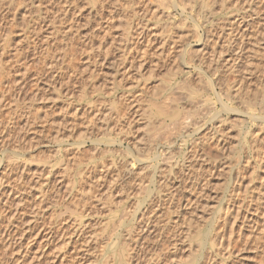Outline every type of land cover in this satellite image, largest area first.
<instances>
[{
    "label": "rangeland",
    "instance_id": "obj_1",
    "mask_svg": "<svg viewBox=\"0 0 264 264\" xmlns=\"http://www.w3.org/2000/svg\"><path fill=\"white\" fill-rule=\"evenodd\" d=\"M229 1H226L225 11L217 12L220 0H0V45L6 34H10L6 48L2 51L0 46V64L4 67V72L0 70L3 80L2 84L0 83L2 85H0V179L2 180L4 173L7 176L11 173H7V169L4 171V168L16 161L20 168L17 169L16 174L12 175L13 177L11 176L12 180L9 182L12 183L13 178L19 181L21 175H25V179L37 175L43 177L41 180L49 178L48 194L45 196L46 200L42 209L38 211L41 213L36 214V217L32 214L36 212L35 207L26 205L27 209L21 211L25 215L23 213L16 215L19 221L17 218L11 219L14 217L11 214L13 212L7 208L5 198V206L0 202L4 208L0 206V210L3 209L4 212L0 211V232L7 229L9 234L2 239L0 235V264H36L38 248L45 243L44 238L49 234L53 236V241L51 240L50 245H47L50 248H48L49 255L40 264H51L52 256L60 250L59 246L56 247L57 240H60L61 235L69 238L70 233H75L74 228L77 223L75 222V225L73 223L78 214H83V218L85 217L82 224L87 222L91 225L99 222L97 235H100L96 238L97 245H94L96 247H90L83 261L75 259L73 251L75 237H73L71 244L74 243V246L70 244L63 251L65 254L63 264H82V262L93 264L94 261H97V264H111L112 258L118 257L120 246L123 245L125 248L127 243H131L130 245L134 247L137 236L143 230L141 223L147 217L172 224V228L166 234L170 237L177 234L175 230L181 226L174 223L175 215L183 212L181 209L184 205L194 203V201L190 202L191 200L196 201V198L199 201L204 200L205 191H208V199H211L210 201H213L215 205L217 203V209H224L226 203L234 199L242 200L244 205H247L249 201L254 203L258 194L264 192V157L262 156L264 150H261L264 147V117H262L264 111L261 112L262 108L260 104H257L254 106L256 112L253 113V108H248L244 102L242 104L239 97H232L235 90L240 88L241 92L247 90V94L249 91H255L253 88L257 87V84L260 85L256 90L264 86L262 68L258 67L261 69V74L258 73L257 67L252 68L260 62L259 60H263L260 59L263 51L259 50L260 58L257 55L258 58L254 56V59L251 54L254 51V46L251 45L254 40L262 38L261 44H264L263 26L255 23L258 20V14L260 15L258 5L261 0L259 2L258 0H247V2L231 0L230 4ZM201 4H204V7ZM205 4L209 6L205 7ZM255 4L258 9L253 11ZM247 9L249 11L252 9V13L257 15L254 16ZM249 15L253 16L250 18ZM239 19L249 22V27H246L248 30L246 33L251 34L249 36L254 35V31L250 29L253 21L252 27L260 32L257 35L258 32L255 31L257 37L249 38L248 36L247 38L245 35L247 39H244L243 43L249 41L248 45L243 44L241 40L236 45L232 41V37L237 35ZM107 25H111L110 31H107ZM52 29L54 33L51 35ZM126 29L129 30L126 31ZM139 32L149 38L147 39L144 35H141V38L138 36ZM158 38L160 43H156ZM138 39H140L139 44H135ZM163 40L165 41L162 42ZM159 44L163 45L159 47ZM249 48L253 51L249 52ZM242 55L245 57L248 55L246 58L251 57L248 62H254L253 65L252 62L250 64L252 67H248L249 64L246 66L245 58L242 57L243 59L240 60ZM203 56L208 61L206 65L204 64V68V65L197 66V72L195 62ZM226 57L229 61L234 60L231 67L241 62L236 72L233 69L228 70V67L227 72L224 68L222 58ZM55 60H57L55 65L51 66L50 64ZM216 61L220 62L221 66L218 62L215 63ZM214 65H217V68ZM213 67L216 70H213ZM252 69H256L258 75ZM195 72L201 74V77L198 74L195 75ZM185 74L188 76L186 77ZM184 77L190 79V83L186 84L188 79ZM217 78L222 79L220 80L222 83ZM225 82L228 84L226 85ZM249 82L252 85L248 84ZM20 84L21 88L18 86ZM247 85H250L249 88ZM224 86L226 89L233 87L229 96L226 95L228 98L225 97V88L220 89ZM250 87L251 90H249ZM191 91L197 94L194 95ZM249 93L247 96L254 94ZM216 95L220 97L222 95L220 101L216 100L218 99ZM56 97H58L57 101L54 100ZM158 108L163 109L165 115L170 112H180L179 115L184 118L190 113L191 121L184 129L179 130L173 128L167 120L165 126L155 130L156 119L151 117V111ZM46 114L49 115L46 117ZM235 118L236 121L242 119L243 124L239 120L236 122ZM259 118L263 121H259ZM47 122L52 125H48ZM240 129L251 134L243 133L239 138ZM243 138L247 143L240 144ZM251 142L254 143L251 145ZM205 145L209 148L207 149ZM247 146L253 147L246 148ZM202 147H205L204 151L200 152L203 150ZM228 147H234L236 150L228 149ZM249 149H255V153L260 152V155H256L253 153L254 150L251 152ZM232 155L233 158L238 156V159L233 160L237 162L232 161ZM228 156L231 161L227 158ZM257 162L263 164L259 165ZM126 164L127 167L124 168ZM23 166L25 168L21 169ZM112 167H117L119 172ZM130 167L137 170V175L132 178H128L126 172ZM105 168L108 171L107 174ZM20 170L21 173H26L21 174ZM102 173L106 176V180L102 182L104 183L100 189L102 193L97 191L101 193V196L104 194L99 203L96 199L90 198L83 205L78 204L81 198L79 196L83 192L90 191V186L85 182L86 176L90 174V178H93L94 175L96 177ZM191 181L194 185L196 184L194 188L192 183L191 188L189 187ZM207 181L209 184H206L205 189L202 186ZM166 182L171 184L169 185L171 189L167 188ZM238 183L242 184V189ZM261 183L263 187H260ZM90 184L93 186L92 183ZM110 186L115 188L113 187V194L107 198L105 192L107 188L110 189ZM237 187L240 189L236 193H240L239 198L238 195L231 194L232 190V192L239 190ZM190 192L193 196L189 194ZM199 193L204 196H200ZM227 197L230 201H226ZM262 199L261 206H264V197ZM177 201L181 206L180 210L179 206L176 208ZM171 202L175 204V207ZM167 210H170L171 215L167 216L169 213ZM124 214L127 216L123 217ZM213 216L215 219L212 218ZM122 217L123 221H121ZM216 218L218 213L215 212L210 217L209 230L211 228L213 230H210V235L216 229L214 227ZM28 219H32L33 231L30 238L26 234L22 236L20 232L26 221H30ZM20 220L24 221L23 227H20ZM9 221L11 224H8ZM3 223L8 225L9 230ZM137 227H141V230ZM57 236L58 239H56ZM127 236L129 238H126ZM121 240L125 244H121ZM248 243L237 244L238 255H235L233 262L229 261L230 264H264V241ZM129 247L127 248L133 249ZM127 248L125 250L129 252ZM167 251L171 252L172 249ZM129 253L131 254V251ZM137 259H135L136 264L140 263ZM215 259L220 264H226L224 260L220 262L221 258L216 253ZM171 260L173 264L174 261L176 264H181L179 255L167 262ZM133 262L130 264H135ZM56 263L59 264V261Z\"/></svg>",
    "mask_w": 264,
    "mask_h": 264
},
{
    "label": "bare ground",
    "instance_id": "obj_2",
    "mask_svg": "<svg viewBox=\"0 0 264 264\" xmlns=\"http://www.w3.org/2000/svg\"><path fill=\"white\" fill-rule=\"evenodd\" d=\"M179 1V0H178ZM211 1V0H210ZM227 1V0H226ZM225 0H220V4H219V6H217V12H218V10L220 11V12H222L224 9L226 10V5H227V2H226ZM231 1V0H230ZM230 1L228 2L229 4H230ZM236 1H238V0H236ZM240 1V0H239ZM246 2H247V0H246ZM257 2H259V0L257 1ZM211 3V2H210ZM213 1H212V5H213ZM253 3V2H252ZM33 4V3H32ZM246 4H248V3H246ZM245 4V5H246ZM179 5H181V4H179ZM178 5V6H179ZM211 5V4H210ZM250 5H252L251 4V1H250V4H249V6ZM257 5H258V3H257ZM256 4L254 5V8H253V11H254V9H258V8H256V6H257ZM260 5V6H259ZM259 5H258V7H259V11L260 12H258V13H260V15L258 14V17H257V22H255V23H257V24H260V26L262 25L263 27V29H262V32H264V0H261L260 2H259ZM37 6V5H36ZM176 6V5H175ZM201 6H203L204 7V4H201ZM200 6V7H201ZM207 6H209L208 4H205V7H207ZM248 6V5H247ZM245 7L244 6V8H248V7ZM211 7V6H210ZM251 7V6H250ZM249 7V8H250ZM261 7V8H260ZM209 8V7H208ZM210 9V8H209ZM211 9H212V7H211ZM224 10V11H225ZM248 10V9H247ZM252 10V9H251ZM250 10V11H251ZM249 11V10H248ZM248 11H246V12H248ZM249 11V12H250ZM256 12L258 11V10H255ZM66 12V11H65ZM214 12V11H213ZM255 12V13H256ZM250 13H252V11L250 12ZM111 14V13H110ZM172 14V13H171ZM213 14V13H212ZM214 14H215V12H214ZM252 14H254V12L252 13ZM68 15V14H67ZM257 15V14H256ZM255 14H254V16H256ZM64 16V15H63ZM250 16V15H249ZM253 16V15H252ZM252 16H250V18L252 17ZM239 17V16H238ZM244 17V16H243ZM246 18V17H245ZM242 19V18H241ZM241 19H239L238 21V25H237V35H235V36H233L232 37V41L234 42V44L236 45V43L238 44L239 42H240V40H241V42L243 43V40L244 39H247L248 38V36L249 35H251V34H248V33H246V27H249L248 25H249V22L248 23H246V22H244V21H242ZM247 20H250V19H247ZM246 20V21H247ZM255 21H256V18H255ZM120 22H121V20H120ZM251 22V21H250ZM254 22V21H253ZM252 22V23H253ZM43 23V22H42ZM252 23L250 24V29L252 30V31H254V35H252V36H249V38L250 37H257L255 34L258 32V31H256V28H254V27H252ZM254 24V23H253ZM112 25V24H111ZM110 25V26H111ZM108 26V25H107ZM110 26H108V30L107 31H110L111 30V27ZM255 26H259V25H255ZM41 27V26H40ZM49 27V26H48ZM46 28V27H45ZM253 28V29H252ZM35 29V28H34ZM249 29V28H248ZM129 29H126V31H128ZM180 30H182V29H180ZM261 30V29H260ZM32 31V30H31ZM34 31V30H33ZM248 31V30H247ZM252 31H251V33H252ZM255 31H256V33H255ZM52 33H54L53 32V29L51 30V35H52ZM129 33V32H128ZM140 33V32H139ZM259 33L260 32H258L257 33V35H259ZM125 34V33H124ZM130 34V33H129ZM253 34V33H252ZM120 35H122V34H120ZM127 35V34H126ZM141 35H142V33H140V35H138V36H140L141 37ZM144 35V34H143ZM142 35V36H143ZM245 35L247 36V38L245 37ZM8 36H10V34L9 33H7L6 34V36H5V38H4V40H3V43L0 45L1 46V50L3 51L5 48H6V44H7V42H8ZM123 36V35H122ZM125 36V35H124ZM145 36V35H144ZM147 36V35H146ZM145 36V37H146ZM154 36H156V35H154ZM161 36V35H160ZM131 37H132V35H131ZM159 37V36H158ZM142 38V37H141ZM144 38V37H143ZM147 38V37H146ZM149 38V37H148ZM147 38V39H148ZM147 39H145L144 38V40H147ZM153 39H154V37H153ZM159 39V38H158ZM157 39V40H158ZM252 39H254V38H252ZM258 39V38H257ZM256 39V41L254 40V42H253V44H251L252 46H254L253 47V50H252V48L250 49V50H248L249 52L251 51H253L251 54L253 55V58H254V56L256 57L257 55L259 56V58H260V55H259V50H261V51H263V56H262V58H260V59H263L262 61L261 60H259L260 62H258V64H256L254 67H252V65H253V63L254 62H252V65L250 66V64H251V62H248L249 60L248 59H250V58H246V57H248V55L245 57V56H241V58L240 57H237L238 59L240 58V60L241 59H243V58H245V61H246V66L248 65V67L250 66V67H252V68H256L257 70H258V73H260L261 72V69L260 68H262V70L264 71V44H261V43H263V39L261 38V40H260V38H259V40H257ZM156 40V41H157ZM161 40H162V38H161ZM217 40H219L218 39V37H217ZM250 40V39H249ZM122 41V40H121ZM126 41V40H125ZM155 41V42H156ZM160 41V39L158 40V42H156V43H160L159 42ZM165 40H163L162 42H164ZM169 41V40H168ZM248 41V40H247ZM253 41V40H252ZM112 42H113V40H112ZM139 42H140V39H138V41H136L135 42V44H139ZM154 42V41H153ZM161 42V43H162ZM251 42V41H250ZM155 43V44H156ZM242 43H241V45H242ZM244 43H246L245 41H244ZM243 43V44H244ZM248 43H249V41L246 43L247 45H248ZM134 44V43H133ZM134 44V46H137V45H135ZM154 44V43H153ZM129 45V44H128ZM163 44H159V47L160 46H162ZM246 45V46H247ZM48 46V43L46 44V47ZM158 46V45H157ZM244 45H242V47H243ZM250 46V45H249ZM165 48V47H164ZM226 48V47H225ZM230 48V47H229ZM229 48H227V49H229ZM248 48V47H247ZM159 49H162V48H159ZM224 50V49H223ZM229 50H231V49H229ZM228 50V51H229ZM160 51V50H159ZM160 52H162V50L160 51ZM163 52H164V50H163ZM223 52H225V51H223ZM192 54H193V52H191ZM191 53H189L191 56H192V54ZM226 53V52H225ZM162 53H160V55H161ZM188 54V56L190 57V55ZM159 55V56H160ZM162 56V55H161ZM160 56V57H161ZM249 56H250V54H249ZM258 56H257V58H258ZM243 57V58H242ZM220 58V57H219ZM218 58V59H219ZM252 58V59H253ZM224 58H222V61H223V63H224V68L227 70V67H228V70H230V69H233L234 70V72H236L235 70L237 69V67H238V65L241 63L240 61V63H237V64H234V66H232L231 67V65H233V64H231V63H233V61L234 60H232V61H229L228 59H227V57L223 60ZM255 59V58H254ZM57 60H59V59H57ZM57 60H55V61H52V63L50 64L51 66L53 65H55V63H56V61ZM251 60V59H250ZM257 60V59H256ZM255 60V62H257ZM208 61V59L206 60V58L203 56V57H201V58H198L197 59V62H195V63H197V65H196V68H197V66H203L206 62ZM214 61V60H213ZM218 61H220V60H218ZM218 61H216L215 63H217ZM254 61V60H253ZM214 63V64H215ZM235 63V62H234ZM208 64V63H207ZM218 64L220 65V62H218ZM245 64V63H244ZM244 64H242V66L244 65ZM195 65V64H194ZM206 65V64H205ZM205 65L203 66V68L205 67ZM218 65V66H219ZM221 66V65H220ZM214 67H216L217 68V65L215 66L214 65ZM213 67V68H214ZM247 67V68H248ZM258 67H260L259 69H258ZM216 68H214L213 70H216ZM3 69H4V67L2 66V64H0V70L2 71V72H4L3 71ZM179 69H181V68H179ZM253 70V71H255V74L257 73L256 71L257 70ZM185 70V69H184ZM200 70H202V69H200ZM205 70V69H204ZM212 70V71H213ZM228 70H227V72H228ZM245 70H246V68H245ZM249 70V69H248ZM247 70V71H248ZM178 71H180V70H178ZM223 71V70H222ZM222 71H221V73H222ZM231 71V70H230ZM229 71V72H230ZM247 71H246V74H247ZM1 72V73H2ZM182 72H184L183 71V69H182ZM197 72H198V68H197ZM201 71H199V73H200ZM211 72V71H210ZM249 72H251V71H249ZM196 73V72H195ZM216 73V72H215ZM224 73V72H223ZM222 73V74H223ZM252 73V72H251ZM258 73H257V75H258ZM262 73H264V72H262ZM183 74V73H182ZM189 74V73H188ZM198 73H196L195 75H197ZM212 74V73H211ZM226 74V73H225ZM261 74V73H260ZM184 75V74H183ZM186 75V74H185ZM193 75V74H192ZM199 75V74H198ZM207 75V74H206ZM221 75V74H220ZM224 75V74H223ZM254 75V74H253ZM257 75H254L255 77L257 76ZM264 75V74H263ZM188 75H186V77H187ZM219 76V75H218ZM222 76V75H221ZM252 76V75H251ZM186 77H184V79L186 78ZM193 77V76H192ZM195 77V76H194ZM193 77V78H194ZM197 77V76H196ZM199 77H201V74L199 75ZM224 77V76H223ZM223 77H222V79H223ZM249 77V76H248ZM247 77V78H248ZM253 77V76H252ZM264 77V76H263ZM52 78H54V77H52ZM219 78H220V76H219ZM262 78V77H261ZM186 79H188V78H186ZM197 79H198V77H197ZM218 79V78H217ZM216 79V80H217ZM222 79H220V80H222ZM225 79V78H224ZM263 79V78H262ZM190 79H188V81L187 82H185L186 84H188V82L190 83V81H189ZM191 80H192V78H191ZM199 80V79H198ZM219 79H218V81H220ZM251 80V79H250ZM2 76H1V74H0V83L2 84ZM210 81V80H209ZM215 81V80H214ZM218 81H217V83H218ZM224 81V80H223ZM252 81H254V80H252ZM259 81H260V79H259ZM264 81V79L262 80V82ZM184 82V81H183ZM192 82V81H191ZM221 82V81H220ZM261 82V81H260ZM4 83V82H3ZM215 83H216V81H215ZM222 83V82H221ZM224 83V82H223ZM247 83V82H246ZM258 83V82H257ZM0 84V85H1ZM219 84V83H218ZM225 84H226V82H225ZM228 84V83H227ZM226 84V85H227ZM248 84H250V82L248 83ZM254 84V83H253ZM4 85V84H3ZM190 85V84H189ZM213 85V84H212ZM222 85V84H221ZM220 85V86H221ZM224 85V84H223ZM222 85V86H223ZM234 85H235V83H234ZM250 85H252V84H250ZM249 85V86H250ZM258 85H260V84H257V87H255V88H253V90L255 89V91H253V92H247V94L249 93V94H251V93H254L252 96H250V95H248L247 96V94H246V91L244 92L243 90H242V92H241V88H240V90L238 89L237 91L235 90V92L233 93V95H232V97L233 98H238L239 97V99L241 100V102H242V104H243V102L247 105V107L248 108H253L252 110H253V113L254 112H256L255 111V109H254V106L255 105H259L262 109L260 110L261 112L262 111H264L263 109H264V86L263 87H260L258 90H256V88H258ZM263 85V84H262ZM2 86V85H1ZM18 86H20V88H21V84L20 85H18ZM192 86V85H191ZM209 86V85H208ZM215 86V85H214ZM218 86V85H217ZM217 86H216V88H217ZM228 86H230V85H228ZM248 86V85H247ZM249 86H248V88H249ZM254 86H255V84H254ZM210 87H212L211 85H210ZM189 88H190V86H189ZM209 88V87H208ZM214 88V87H213ZM220 88V87H219ZM218 88V89H219ZM225 88V86L222 88H220L221 90L222 89H224ZM230 88V89H229ZM228 89H226L225 88V90L224 91H226V94H225V92H222V93H224L225 94V97H226V95H228L229 96V92H230V90L233 88H231V87H229ZM239 88V87H238ZM247 88V87H246ZM22 89H23V87H22ZM210 89V88H209ZM219 89V90H220ZM252 88L250 87V89L249 90H251ZM10 90V89H9ZM14 90V89H13ZM16 90V89H15ZM56 90V89H55ZM54 90V91H55ZM215 90V89H214ZM228 90V91H227ZM17 91V90H16ZM56 91H59V90H56ZM196 91V90H195ZM195 91H191L194 95L195 94H197V93H194ZM210 91V90H209ZM62 92V91H61ZM217 92H219V91H217ZM221 92V91H220ZM8 93V92H7ZM17 93H19V91L17 92ZM60 93V92H59ZM228 93V94H227ZM13 94V93H12ZM192 94V95H193ZM214 94H216L215 92H214ZM213 94V95H214ZM241 94H242V96H241ZM59 95V94H58ZM67 95V94H66ZM230 95V96H231ZM12 96V95H11ZM54 96H56V95H54ZM241 96V97H240ZM13 97V96H12ZM20 97V96H19ZM216 97L218 98V99H216V100H221L220 98L222 97V95H221V97L220 96H218V95H216ZM225 97H223V98H225ZM54 98V97H53ZM211 98V97H210ZM226 98H228V97H226ZM52 100V99H51ZM55 101H57L58 100V97H56L55 99H54ZM233 100V99H232ZM211 101V100H210ZM239 101V100H238ZM114 102V101H113ZM113 102H112V104H113ZM111 103V102H110ZM211 103H212V101H211ZM56 104V103H55ZM111 104V105H112ZM115 104V103H114ZM51 106V105H50ZM229 107V106H228ZM227 107V108H228ZM232 107V106H231ZM230 108V107H229ZM228 108V109H229ZM257 108V107H256ZM53 109H54V107H53ZM114 109H115V107H114ZM234 109V108H233ZM60 110V109H59ZM155 110V111H154ZM154 110H152L151 111V117H153L154 119H156V121H155V130L156 129H161L163 126H165V124H166V121L167 120H169V122H170V124L173 126V128H175V129H179V130H181V129H184L185 128V126H187L186 124L189 122V121H191V118H192V115L189 113L188 114V116L187 117H181L180 115H179V113L177 112V113H175V112H170L169 114H167V115H165V113H164V110L163 109H160V108H158V109H154ZM232 110V109H231ZM231 110H228V111H231ZM235 111V110H234ZM238 111V110H237ZM49 112H50V110H49ZM227 112V111H226ZM242 112H244V111H242ZM229 113V112H228ZM237 114H240V113H238V112H236ZM245 113V112H244ZM259 113V112H258ZM50 114V113H49ZM49 114H46V117H47V115H49ZM236 114V115H237ZM243 114V113H242ZM246 114V113H245ZM249 114V113H248ZM262 114H264L263 112H262ZM51 115V114H50ZM241 115V114H240ZM244 115V114H243ZM247 115V114H246ZM253 115H255V114H253ZM252 115V116H253ZM250 116H251V114H250ZM262 116V115H261ZM260 116V118H262V117H264V116H262L261 117ZM50 117V116H49ZM255 117V116H254ZM254 117H252L253 119H254ZM243 118V117H242ZM251 118V119H252ZM259 118V121L261 120ZM47 119V118H46ZM249 119V118H248ZM250 119V120H251ZM239 120V119H238ZM237 120V121H238ZM242 120V119H241ZM241 120H239V122L241 123ZM47 121V120H46ZM235 121H236V118H235ZM236 121V122H237ZM253 121V120H252ZM254 121H256V119L254 120ZM261 121H263V120H261ZM243 122V121H242ZM48 123V125H52V123H49V122H47ZM248 123H251V122H248ZM239 124V123H238ZM241 124H243V123H241ZM241 124H240V126H241ZM261 124V123H260ZM250 125H252V124H250ZM253 125H255V124H253ZM263 125V124H262ZM245 126V125H244ZM243 126V127H244ZM248 126V125H247ZM245 128V127H244ZM249 128V127H248ZM259 129V128H258ZM243 130V129H242ZM245 130H247V128L245 129ZM240 132H238L239 134H238V136H239V138L243 135V133H244V135H248L249 134V132H243V131H241V129L239 130ZM249 131V130H248ZM258 131V130H257ZM254 132H256V131H254ZM254 132H253V134H254ZM260 132V131H259ZM256 133H258V132H256ZM251 134V133H250ZM249 134V135H250ZM252 134V135H253ZM259 134V133H258ZM251 135V136H252ZM256 135V134H255ZM256 137V136H255ZM245 138H243L242 139V141L240 142V140H239V142H240V144H245V143H247L246 142V140H244ZM247 139V138H246ZM258 140V139H257ZM250 141V140H249ZM248 141V142H249ZM217 142V141H216ZM221 142V141H220ZM223 142V141H222ZM221 142V143H222ZM225 142V141H224ZM256 143H257V141H255ZM250 143V142H249ZM254 143V142H253ZM252 142H251V145L253 144ZM219 144V143H218ZM227 144V143H226ZM264 144V143H263ZM201 145V144H200ZM197 146V145H196ZM195 146V148H197ZM201 146H203V145H201ZM206 146V145H205ZM208 146V145H207ZM206 146V148L208 149L209 147H207ZM216 146H217V144H216ZM226 146V145H225ZM224 146V147H225ZM228 146V145H227ZM245 146V145H244ZM260 146H262V144L260 145ZM264 146V145H263ZM219 147V146H218ZM222 147H223V145H222ZM242 147H243V145H242ZM250 147V146H249ZM248 146L246 147V148H249ZM253 146H251L250 148H252ZM59 148V147H58ZM60 148H61V146H60ZM203 148V147H202ZM205 148V147H204ZM204 148H203V150L202 151H200V152H203L204 151ZM229 148H234V147H228V149ZM200 149V148H199ZM207 149H205V150H207ZM235 149V148H234ZM234 149H232V151H234ZM245 149V148H244ZM243 149V150H244ZM231 150V149H230ZM229 150V151H230ZM236 150V149H235ZM249 150H251V152L254 150V152L253 153H255V149H249ZM261 150H264V147L263 148H261ZM195 152H196V150H194ZM198 151V150H197ZM208 151V150H207ZM232 151H230V152H232ZM247 151V150H246ZM262 152V151H261ZM228 153V152H227ZM246 153V152H245ZM198 154H200V153H198ZM201 154H203V153H201ZM207 154V153H206ZM208 154H210V153H208ZM231 154H233V153H231ZM235 154V153H234ZM233 154V155H234ZM236 154H237V152H236ZM244 154V153H243ZM242 154V155H243ZM256 155L258 154V155H260V152L258 153H255ZM254 154V155H255ZM194 155H195V153H194ZM197 155V154H196ZM226 155H230V154H226ZM232 155V161L235 159V158H237V157H235V158H233L234 156ZM212 156V155H211ZM210 156V157H211ZM224 158H225V156L224 155H222ZM244 156V155H243ZM247 156V155H246ZM262 156L264 157V153H262ZM262 156L260 157L261 159H262ZM221 157V156H220ZM231 157V156H230ZM227 158H229V156L227 157ZM254 158H255V161H256V157L254 156ZM259 158V157H258ZM197 159V158H196ZM230 159V158H229ZM238 159V158H237ZM236 159V160H237ZM246 160H248V159H246ZM259 160V159H258ZM257 160V161H258ZM230 161H231V159H230ZM229 161V162H230ZM240 161V160H239ZM242 161V160H241ZM260 161V160H259ZM262 161V160H261ZM198 162V161H197ZM233 162H237V161H233ZM263 162V161H262ZM23 163V162H22ZM258 163V162H257ZM184 164V163H183ZM227 164V163H226ZM229 164V163H228ZM235 164V163H234ZM239 164V163H238ZM259 164V163H258ZM263 164V163H262ZM261 163L259 164V165H262ZM188 165V164H187ZM247 165V164H246ZM128 166H130V165H128ZM189 166V165H188ZM215 167H216V165H214ZM226 166V165H225ZM232 166H233V164H232ZM124 167V166H123ZM127 167V164H126V166L124 167V168H126ZM230 167V166H229ZM235 167V166H234ZM240 167H242V165H240ZM254 167H256V166H254ZM19 168H20V166H18V164H17V161L16 162H12L11 164H9V165H7L5 168H4V171H6L5 169H7V173L8 172H11L8 176L7 175H4V174H6V173H4L3 174V178H2V180L0 179V202H2L3 203V205L5 206V202H4V198H5V201H6V206H7V208H9V209H11L12 210V212L13 213H11L10 211V213L11 214H13V216L14 217H11V219H16L17 218V216L16 215H21V213H23V215H25V213L24 212H21V211H23V209H27L26 208V205H32V206H34L35 207V210L34 211H36L35 213H32L33 212V208L31 209L32 210V212H30V213H32L33 214V217L36 215V214H40L41 212H38V211H40L41 209H42V205H43V203L45 202V200H46V198H45V196L48 194L47 193V186H48V183H49V178L48 179H46L45 178V180L43 179V180H41L43 177L41 176V175H37V176H35V177H27V179H25V175H21V176H19L18 178H19V181H18V179H16L15 180V178H13L14 180H13V182L11 183V182H9V181H11L12 180V178H11V176L15 173L16 174V171H17V169L19 170ZM23 168H25L24 166L21 168V169H23ZM113 168V170L115 169H117V167L115 168V167H112ZM119 168V167H118ZM124 168H123V170H124ZM181 168V167H180ZM179 168V169H180ZM183 168V167H182ZM181 168V169H182ZM189 168V167H188ZM211 168V167H210ZM209 168V169H210ZM214 168V167H213ZM212 168V169H213ZM217 168V167H216ZM216 168L214 169L215 171H216ZM238 168H239V165H238ZM247 168V167H246ZM249 168H250V166H249ZM249 168H248V170H249ZM257 168H259V167H257ZM262 168V167H261ZM106 169V168H105ZM104 169V170H105ZM120 169V168H119ZM122 169V168H121ZM129 169V171H127L126 170V172H127V176H128V178L129 177H133L134 175H137L136 174V171L137 170H135L133 167H130V168H128ZM178 169V168H177ZM178 169V170H179ZM186 169V168H185ZM217 169H219V168H217ZM241 169V168H240ZM244 169V168H243ZM250 169H253L252 168V166H251V168ZM122 170V171H123ZM168 170V169H167ZM211 170V169H210ZM209 170V171H210ZM229 170V169H228ZM236 170L237 171H239V169H237L236 168ZM109 171H110V169H109ZM116 171H118V169L116 170ZM183 171V170H182ZM204 171V170H203ZM219 171V170H218ZM20 173H21V170L19 171ZM23 172V171H22ZM25 172V171H24ZM96 172V171H95ZM95 172H92L93 174H96ZM107 169H106V174H107ZM115 172V171H114ZM119 172V171H118ZM129 172V173H128ZM176 172V171H175ZM187 172V171H186ZM222 173L224 172V170L223 171H221ZM240 172H242V170H240ZM26 173V172H25ZM25 173H21V174H25ZM117 173V172H116ZM182 173V172H181ZM190 173V172H189ZM205 173V172H204ZM225 173H227V172H225ZM115 174V173H114ZM183 174H185V173H183ZM206 174V173H205ZM218 174V173H217ZM27 175V174H26ZM189 175V174H188ZM202 175H204V174H202ZM224 175V174H223ZM240 175H242V173L240 174ZM17 176V175H16ZM15 176V177H16ZM28 176V175H27ZM95 176V175H94ZM93 176V178H96L97 177V179H93V178H90V174L88 175V176H86L87 178H86V180H85V182L90 186V191L89 192H87V193H85V192H81L82 193V195L81 196H79V197H81L80 198V203H78V204H84V203H86V200L87 199H90V198H92V199H96V201L99 203V201L101 200V198H102V196L104 195H102L101 196V190L100 189H102L101 187H103L104 185V183H102V182H104V179H105V177L106 176H103V173L102 174H99V176H96V177H94ZM237 176H238V173H237ZM13 177V176H12ZM170 177V176H169ZM241 177V176H240ZM166 178V177H165ZM191 178V177H190ZM211 178V177H210ZM213 178V177H212ZM217 178V177H216ZM91 179H93L92 181H91ZM111 179H112V177H111ZM200 179H202V178H200ZM26 180V181H25ZM106 180V179H105ZM167 180V179H166ZM196 180V179H195ZM198 180V179H197ZM202 180H204V179H202ZM217 180V179H216ZM241 180V179H240ZM109 181V180H108ZM174 181H175V179H174ZM193 181V180H192ZM190 182V188H191V183L193 184V182ZM200 181V180H199ZM235 181V180H234ZM4 182V183H3ZM195 182V181H194ZM201 182V181H200ZM200 182H198L199 184V186L201 187V185H200ZM90 183H92L93 184V186L90 184ZM107 183V182H106ZM167 184H168V187L167 188H169L170 186H171V184H169L168 182H166ZM178 183H180L179 181H178ZM187 183V182H186ZM196 183V182H195ZM209 183H211L210 182V180H209ZM208 183V181L207 182H205V185H203L202 187H205V189H206V184L208 185L209 184ZM236 183V181L234 182V184ZM240 183V182H239ZM239 183H238V185H239ZM188 184V183H187ZM186 184V185H187ZM203 184V183H202ZM233 184V183H232ZM264 184V183H263ZM170 185V186H169ZM177 185V184H176ZM196 185V184H195ZM195 185L193 184V188L195 187ZM237 185V184H236ZM237 185V186H238ZM242 185V184H241ZM241 185H239L240 187H241ZM28 186V187H27ZM163 186V185H162ZM164 186H166V185H164ZM179 186V185H178ZM212 186V185H211ZM217 186V185H216ZM220 186V185H219ZM238 186V187H239ZM108 187V186H107ZM107 187H105V188H107ZM112 186H110V189L109 188H107L106 189V192H105V197H110L113 193H112V189H113V187L111 188ZM186 187V186H185ZM189 187H188V189H189ZM199 187V189L201 190V188ZM218 187V186H217ZM222 187V186H221ZM231 187V186H230ZM234 187H236V186H234ZM237 187V188H238ZM239 187V188H240ZM260 187H263V185H262V183H261V186ZM105 188H104V191H105ZM115 188V187H114ZM165 189H166V187H164ZM173 188V187H172ZM178 188V187H177ZM238 188V189H239ZM264 188V187H263ZM95 189H96V191H95ZM109 189V190H108ZM165 189H164V191H165ZM170 189H171V187H170ZM176 189V188H175ZM219 189V188H218ZM241 189H242V187H241ZM178 190V189H177ZM192 190V189H191ZM200 190H198V191H200ZM215 190H217V189H215ZM220 190V189H219ZM222 190V189H221ZM220 190V191H221ZM262 190V189H261ZM97 191H100V192H97ZM103 191V190H102ZM163 191V192H164ZM170 191V190H169ZM176 191V190H175ZM179 191V190H178ZM177 191V192H178ZM195 191V190H194ZM192 192V193H195V192ZM229 191H230V189H229ZM228 191V192H229ZM233 191V190H232ZM231 191V194L232 193H234L233 195H238V198H239V195H240V193L239 194H236V193H238V191H240V189L239 190H235L236 192H232ZM160 192V191H159ZM171 192V191H170ZM191 192L189 193L190 195H192L193 196V194H191ZM202 193L204 192L203 190L201 191ZM167 193V192H166ZM196 193H197V190H196ZM220 193V192H219ZM170 194V193H169ZM168 194V195H169ZM204 194H205V196H204ZM204 194H203V196L205 197L204 198V200H201V201H199V200H197V198H196V201L195 200H191L190 202H192V201H194V203H188V204H186V205H184L183 203H182V201H181V203L184 205V207L181 209V211H183V212H180V213H182V214H180L179 212V215H178V213H177V215H175V220H174V223L176 224V225H181L180 227H177V230H175L176 232H178L177 234L175 233V235H171L170 237H167L166 236V234H167V231H169L170 230V228H172V224L171 225H169L168 224V222L167 223H165V222H163V221H156V219L154 220V218L153 217H151V219L149 218V217H147V219L146 220H143L144 222H142V220H141V224H142V229L143 230H141L139 227H137V229L139 228V230H141L142 232L137 236V239L135 240V242H134V247L132 246V245H130L129 243H127L125 246V248H127L128 246H130V247H132L133 249H128V250H130L131 251V254L129 253V252H127L126 250H125V248L123 247V245H122V247L120 246L119 248V253H118V257L117 256H115V257H117V258H115V259H113L112 258V260H111V264H130L131 262H133L136 258H138L137 260L140 262V263H138V264H165L167 261H169L172 257H177L178 255H179V257H180V263L181 264H220L216 259H215V253L218 255V256H220V262L222 261V260H224V263H226V264H230L229 263V261L230 262H233L234 261V259L236 258L235 257V255H238V252L236 251V248H237V244H239V243H247V242H249L250 243V241H251V243L253 242L254 243V241H257V242H263L264 241V206H261V203L263 202L262 200V198L264 197V192L263 193H260V194H258V197H256V199H255V201H254V203H253V201L250 203V201L248 200V198H247V200L249 201V203L247 204V205H244V202L242 201V200H239V199H234L233 201H231V202H227L226 203V201H230L229 200V195H230V193H229V197H227L228 198V200H226V199H224V200H226L224 203H226V205H225V207H224V209H217L216 208V205H217V203H216V205L213 203V201H210L211 199H208V197H209V195H208V191L206 192H204ZM221 194V193H220ZM243 195H244V191H243V193H242ZM241 194V195H242ZM263 194V195H262ZM199 195L200 196H202L201 195V193H199ZM199 195H195V196H199ZM212 195V194H211ZM251 195V194H250ZM256 195V194H255ZM199 196V197H200ZM202 196V197H203ZM249 196V195H248ZM167 197V195L165 196V198ZM187 197H189L188 195H187ZM236 197V196H235ZM245 197V196H244ZM243 197V198H244ZM246 197H247V195H246ZM251 197V196H250ZM255 197V196H254ZM262 197V198H261ZM201 198V197H200ZM241 198V197H240ZM252 198V197H251ZM251 198H249V199H251ZM183 199H184V197H183ZM190 199V198H189ZM203 199V198H202ZM232 199V198H231ZM78 200H79V198H78ZM169 200H171V199H169ZM244 200V199H243ZM186 201H187V199H186ZM179 201H177V203L176 204H178L177 206H176V208H178V206H179V203H178ZM184 202V201H183ZM188 202V201H187ZM172 203V202H171ZM172 204H174V203H172ZM222 204V203H221ZM82 205H81V207H82ZM181 205V204H180ZM182 205V206H183ZM1 207H2V205H0ZM79 206V205H78ZM156 206V205H155ZM245 206V207H244ZM253 206H257V207H259V208H255V207H253ZM28 207V206H27ZM174 207H175V204H174ZM180 207L181 206H179V210H180ZM3 208V207H2ZM30 208V207H29ZM156 208H157V206H156ZM223 208V207H222ZM4 209V208H3ZM2 209V210H3ZM82 209V208H81ZM165 209H166V207H165ZM184 209V210H183ZM2 210H0L1 212H3ZM83 210H84V206H83ZM178 211V210H177ZM38 212V213H37ZM79 212V211H78ZM82 212V211H81ZM80 212V213H81ZM84 212V211H83ZM167 212H169V213H167V216L170 214V210H167ZM215 212H216V214L218 213V218H216V223H215V225H214V227L216 228V229H214V233H212L211 235H210V230H212V228L209 230V225H210V223H211V219H210V217L212 216V215H214L215 214ZM4 213V212H3ZM6 213H7V210H6ZM1 214V213H0ZM78 214V213H77ZM10 215V214H9ZM96 215V214H95ZM171 215V214H170ZM1 216V215H0ZM84 216H85V214H84ZM88 215H86V217H87ZM125 216V214L123 215V217ZM127 216V215H126ZM125 216V217H126ZM142 217H143V214L141 215ZM167 216H166V218H167ZM3 217H5L4 215H3ZM8 217V216H7ZM19 217V216H18ZM36 217V216H35ZM94 217V216H93ZM123 217H122V220L121 221H123L124 219H123ZM1 218V217H0ZM20 218H22V217H20ZM19 218V219H20ZM24 218V217H23ZM29 218V217H28ZM32 218V217H31ZM85 218V217H84ZM83 214H78V217H75L74 218V220L76 219V221H74V225H75V222L77 223V225H76V228H74V230H76L75 231V233H73V234H69L70 236H69V238L68 237H62V235H61V237L59 238L58 236L56 237V239H60V240H57L58 241V243H56L57 244V246L56 247H58V249L60 248V250H58V251H56V253L52 256V259H51V261H50V263L51 264H55L56 262H58L59 261V264H63V262H64V258H65V254L63 253V251H64V249H67V247L72 243V238L73 237H75V247L73 248L74 250V255H75V259H78V261H83L84 259H85V256H86V254H88L89 253V249H90V247H94V245H97L96 244V241H97V239L96 238H98L97 236H99V235H97L98 234V230H99V228L98 227H100L99 225H100V223L98 222H95V223H97V224H89V223H85V224H82L84 221H83ZM129 218V217H128ZM130 218H131V216H130ZM213 219H215V217L213 216L212 217ZM91 219V218H90ZM97 219V218H96ZM95 219V220H96ZM170 219V218H169ZM1 220V219H0ZM4 220V219H3ZM17 220H18V218H17ZM17 220H15L17 223H18V221ZM28 220H30V219H28ZM32 220V219H31ZM26 221L27 223L25 224V226H24V228H21V230H20V232H21V234H22V236H24L25 234L30 238L31 236H30V234L32 233V231H33V229H32V226H31V223H32V221ZM35 220H37V219H35ZM171 220V219H170ZM169 220V221H170ZM11 221V220H10ZM9 221V223L8 224H11V222ZM21 221V220H20ZM120 221V222H121ZM213 221V220H212ZM22 222H24L23 220L21 221V223H19L20 224V227H23L22 225H24V223H22ZM33 222H35L34 220H33ZM90 222V221H89ZM93 222V221H92ZM120 222H119V224H120ZM126 222V221H125ZM214 222H215V220H214ZM214 222H213V224H214ZM6 223V222H5ZM6 223V224H7ZM135 223V222H134ZM4 224V223H3ZM34 224V223H33ZM32 224V225H33ZM72 224V223H71ZM72 224V225H73ZM118 224V223H117ZM212 224V225H213ZM5 225V224H4ZM13 225V224H12ZM15 225V224H14ZM17 225V224H16ZM83 225H84V227H83ZM110 225V224H109ZM113 225V224H112ZM175 225V226H176ZM211 225V226H212ZM1 226V225H0ZM5 226H7V228H8V225H5ZM10 226V225H9ZM70 226V225H69ZM117 226V225H116ZM140 226V225H139ZM34 227V226H33ZM66 227V226H65ZM73 227V226H72ZM113 227V226H112ZM12 228V227H11ZM36 228V227H35ZM71 228V227H70ZM117 228V227H116ZM176 228V227H175ZM15 229V228H14ZM19 229V228H18ZM98 229V230H97ZM118 229H119V227H118ZM8 230H9V228H8ZM17 230V229H16ZM36 230V229H35ZM64 230V229H63ZM72 230V229H71ZM98 231V232H97ZM116 231V230H115ZM134 231V234H135V230H133ZM137 231V230H136ZM213 231V230H212ZM12 232V231H11ZM10 232V233H11ZM19 232V231H18ZM71 232H73V231H71ZM140 232V231H139ZM1 233V232H0ZM15 233V232H14ZM137 233H138V231H137ZM20 234V235H21ZM66 234V233H65ZM133 234V233H132ZM2 237H1V239L3 238V236H6V237H8L9 236V234H8V231H7V229L6 230H4L1 234H0ZM15 235H17V234H15ZM32 235V234H31ZM45 235V234H44ZM60 235V234H59ZM18 236V235H17ZM36 236V235H35ZM11 237V236H10ZM9 237V238H10ZM43 237V236H42ZM136 237V236H135ZM134 237V238H135ZM26 238V237H25ZM101 238H103V237H101ZM126 238H129L128 236L126 237ZM133 238V237H132ZM4 239H5V237H4ZM53 239V236L52 235H47V236H45V238H44V240H45V243L43 244V245H41L40 246V248H38V254L36 255V257H35V260H36V264H40V262L41 261H45L46 259H47V257H48V255H49V253H48V248H49V246H47V245H50V242H51V240ZM125 238H123V240H124ZM43 240V239H42ZM43 240V241H44ZM103 240H104V238H103ZM123 240H121L122 242H121V244H125L124 242H123ZM128 240V239H127ZM133 240V239H132ZM53 241V240H52ZM56 241V240H55ZM56 241V242H57ZM2 242V241H1ZM4 242V241H3ZM27 242V241H26ZM126 242V241H125ZM141 242V243H140ZM143 242H144V244H143ZM53 243H55V242H53ZM100 243V242H99ZM133 243V242H132ZM248 243V244H249ZM250 243V244H251ZM27 244V243H26ZM73 244H71L72 246H74ZM129 244V245H128ZM147 245L146 247H144L143 245ZM24 245V244H23ZM53 245V244H52ZM51 245V246H52ZM55 245V244H54ZM142 245V246H141ZM207 245V246H206ZM209 246V247H208ZM55 247V246H54ZM92 247V248H93ZM96 247V246H95ZM94 247V248H95ZM129 247V248H130ZM212 248H213V250H212ZM50 249V248H49ZM168 249H172V251L169 253L167 250ZM210 249L212 250V251H210ZM69 250V249H68ZM71 251V250H70ZM37 252V251H36ZM236 252H237V254H236ZM67 253V252H66ZM116 253H117V250H116ZM129 254V257H128V254ZM36 254V253H35ZM68 254H69V252H68ZM71 254V253H70ZM73 254V253H72ZM212 256H214L213 258H212ZM125 257H126V259H125ZM128 257V258H127ZM238 257V256H237ZM217 258V257H216ZM77 261V262H78ZM95 262H96V264H97V261H94L93 262V264H95ZM136 260H135V262H133V263H135L136 264ZM228 262V263H227ZM78 263H80V262H78ZM84 262H82V264H83ZM168 263V262H167ZM166 263V264H167ZM179 263V262H178ZM223 263V262H222ZM235 263V262H234ZM57 264V263H56ZM168 264H173V261L171 260ZM174 264H176L175 263V261H174Z\"/></svg>",
    "mask_w": 264,
    "mask_h": 264
}]
</instances>
